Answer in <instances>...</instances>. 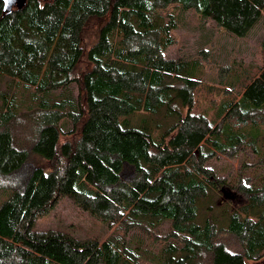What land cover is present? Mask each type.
<instances>
[{
    "label": "trees",
    "instance_id": "16d2710c",
    "mask_svg": "<svg viewBox=\"0 0 264 264\" xmlns=\"http://www.w3.org/2000/svg\"><path fill=\"white\" fill-rule=\"evenodd\" d=\"M172 6L193 10L236 38L264 18V0H20L8 13L0 0V176L31 167L22 188L0 204V264H138L125 236L153 219L171 226L157 264L264 258V183L242 185L247 202L225 208L220 220L215 211L222 209L206 201L209 189L223 190L205 168L217 153L264 148V135L242 134L264 127L256 121L264 120V66L238 100L221 106L228 107L224 126H213L193 111L196 63L163 57L174 44ZM94 20L100 26L90 39ZM172 75L176 82L165 84ZM4 80L45 99L74 84L79 93L74 104L43 102L23 114L34 128L26 145L11 131L20 114L14 99L9 104L4 97ZM141 113L158 126L132 124ZM64 121L71 131L63 132ZM158 127L164 131L156 133ZM126 167L134 172L131 182L121 178ZM65 198L104 226H119L122 241L35 232L38 219ZM222 235L236 238L241 252L231 251Z\"/></svg>",
    "mask_w": 264,
    "mask_h": 264
},
{
    "label": "rangeland",
    "instance_id": "374dc122",
    "mask_svg": "<svg viewBox=\"0 0 264 264\" xmlns=\"http://www.w3.org/2000/svg\"><path fill=\"white\" fill-rule=\"evenodd\" d=\"M171 14L176 21V29L171 33L174 44L163 53V57L174 62L196 63L192 77L198 85L193 93V111L212 122L213 126L223 127L220 119L222 121L228 107L222 110L221 106L238 100L240 98L238 94L242 92L243 85L257 78L260 69L264 66V50L261 47L264 18L244 38H236L217 27L212 21L200 18L193 10L182 11L172 6L168 9V16ZM99 26L97 20L90 23L88 26L90 39L93 38V33L97 32ZM174 78V75L170 76L165 84L175 83ZM4 82L2 87V92L6 94L4 97H7L9 104V99H14L12 106L16 109V115L20 114V118L11 124V131L16 142L26 145L31 143L34 128L29 118L22 117L23 114L34 110L43 102L51 106L55 103H64L63 100L67 99L69 105L74 104L79 93L77 85L74 84L69 91L56 92L45 99L33 91L17 86L15 82H8V84L6 80ZM230 119L228 121L232 124L234 121ZM130 121L137 126L145 123V126L150 128L157 125V119L152 122L151 118L143 113ZM256 121L259 125L264 123V120ZM131 126L134 127V125ZM260 127L257 128L258 130L246 129L242 134L246 137H254L258 134L263 136L264 127ZM61 128L63 132L72 130L68 121L62 122ZM155 130L156 133L164 131L160 128L158 131L156 128ZM256 150L257 154L253 149L244 146L231 156L217 153L215 158L206 164L205 168L213 172L223 190L219 194L213 189L215 193L213 194L209 189V199L206 201L222 209L215 211V214L219 212L217 217L220 220L226 219V212L223 211L225 208L237 209L247 202V197L239 189L242 185L246 184L256 189L264 183V164L262 163L264 148L257 145ZM37 160L45 169L49 166L48 162ZM30 171L31 167L26 165L17 173L0 176V204L12 191L22 188ZM121 178L125 182H131L134 179L133 170L126 167ZM142 221L139 224L145 228H136L127 233L126 246L134 253L138 264H157L159 259L160 261L163 259L165 251L163 243L170 236V223L161 219H153L152 223ZM34 231L56 232L78 240H94L99 243L105 241L116 243L123 238V232L119 226L113 228L104 226L89 214L79 210L70 198L63 199L50 213L38 219ZM220 239L231 251L241 252V244L236 238L222 235ZM250 264H264V258Z\"/></svg>",
    "mask_w": 264,
    "mask_h": 264
},
{
    "label": "water",
    "instance_id": "95a60500",
    "mask_svg": "<svg viewBox=\"0 0 264 264\" xmlns=\"http://www.w3.org/2000/svg\"><path fill=\"white\" fill-rule=\"evenodd\" d=\"M3 2L4 5V11L6 13L10 12L14 6H19L20 5V0H11V2L7 5V7L5 6V0H1Z\"/></svg>",
    "mask_w": 264,
    "mask_h": 264
},
{
    "label": "clouds",
    "instance_id": "9594fccd",
    "mask_svg": "<svg viewBox=\"0 0 264 264\" xmlns=\"http://www.w3.org/2000/svg\"><path fill=\"white\" fill-rule=\"evenodd\" d=\"M9 4V0H5V6L7 7V5Z\"/></svg>",
    "mask_w": 264,
    "mask_h": 264
},
{
    "label": "snow or ice",
    "instance_id": "6c2138e0",
    "mask_svg": "<svg viewBox=\"0 0 264 264\" xmlns=\"http://www.w3.org/2000/svg\"><path fill=\"white\" fill-rule=\"evenodd\" d=\"M11 2V0H9V3Z\"/></svg>",
    "mask_w": 264,
    "mask_h": 264
}]
</instances>
